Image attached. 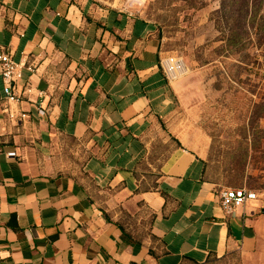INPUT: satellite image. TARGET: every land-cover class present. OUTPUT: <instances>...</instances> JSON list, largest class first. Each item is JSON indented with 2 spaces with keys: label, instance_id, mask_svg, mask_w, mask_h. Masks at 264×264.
Instances as JSON below:
<instances>
[{
  "label": "crops",
  "instance_id": "0c3cea01",
  "mask_svg": "<svg viewBox=\"0 0 264 264\" xmlns=\"http://www.w3.org/2000/svg\"><path fill=\"white\" fill-rule=\"evenodd\" d=\"M156 31L95 0H0V53L22 73L20 101H0V264H210L255 246L253 202L223 207Z\"/></svg>",
  "mask_w": 264,
  "mask_h": 264
},
{
  "label": "rangeland",
  "instance_id": "374dc122",
  "mask_svg": "<svg viewBox=\"0 0 264 264\" xmlns=\"http://www.w3.org/2000/svg\"><path fill=\"white\" fill-rule=\"evenodd\" d=\"M95 1L155 24L164 59L175 57L184 65L171 79L181 120L192 125L204 149L207 177L220 190L246 186L258 193L252 203L258 220L255 246L235 248L210 264H264V25L261 30L259 22L264 5L247 21L246 32L242 0L228 6L236 18L232 27L244 36L229 44L224 0ZM70 158L84 161L73 152Z\"/></svg>",
  "mask_w": 264,
  "mask_h": 264
},
{
  "label": "built area",
  "instance_id": "2783aa9c",
  "mask_svg": "<svg viewBox=\"0 0 264 264\" xmlns=\"http://www.w3.org/2000/svg\"><path fill=\"white\" fill-rule=\"evenodd\" d=\"M0 61L2 62L1 75L4 81V86H0V101L7 100L8 102L20 101V96L17 93V83L22 77L21 65L13 60L9 53L1 52ZM163 67L167 74L175 78L176 72H181L184 68L182 61L175 57L163 59ZM39 114L44 115L45 109L39 107ZM26 116V114H22ZM15 152H10L13 155ZM220 199L227 213H233L237 207L244 206L258 199V193L246 186L227 188L220 191Z\"/></svg>",
  "mask_w": 264,
  "mask_h": 264
},
{
  "label": "trees",
  "instance_id": "16d2710c",
  "mask_svg": "<svg viewBox=\"0 0 264 264\" xmlns=\"http://www.w3.org/2000/svg\"><path fill=\"white\" fill-rule=\"evenodd\" d=\"M224 1H225V4L223 3L222 8L225 11L226 15L229 14L226 17V21L229 24V27H228L229 35L227 37V42L229 44H239L242 42L244 36H243L242 30L239 31L234 26L232 27V24L236 18H234L235 14L233 15V13L228 9V6L232 2H237V1L236 0H224ZM241 3L245 9L244 12L240 10V14H241V12L244 13V16L242 15L241 18L245 19L244 21H246L245 22V28L243 29V31L246 32V30H247L246 27L249 25L248 22L251 21V18L253 20H255L256 17H258V13L260 12L261 7L264 5V0H242ZM226 4H227V7H226ZM246 8L248 9V12L246 11ZM249 12H252V15H254V16H251V17L248 16ZM247 17H249L248 20H247ZM260 21L263 23H261ZM259 22H260V29L262 30V25H264V13L262 15H260ZM230 24H231V27H230Z\"/></svg>",
  "mask_w": 264,
  "mask_h": 264
}]
</instances>
